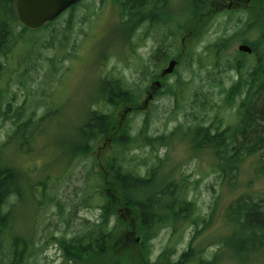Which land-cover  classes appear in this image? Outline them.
Returning <instances> with one entry per match:
<instances>
[{
    "label": "rangeland",
    "instance_id": "rangeland-1",
    "mask_svg": "<svg viewBox=\"0 0 264 264\" xmlns=\"http://www.w3.org/2000/svg\"><path fill=\"white\" fill-rule=\"evenodd\" d=\"M228 2L214 0V5H210L206 16L209 23L198 41L193 40L191 32L186 34V31L173 22L170 25L158 21L157 24L154 21L152 25L141 24L130 39L131 42L135 41L133 44L136 43L134 46L137 49L134 56L129 54L128 60L124 59L127 52L117 51L115 56L108 54L100 61L99 49L102 44L106 43L110 51L113 46H118V42H115L117 30L114 28L117 25L115 6L119 5L113 4L112 0H81L71 21L67 20L70 13L66 12L43 30L27 31L24 39L7 54V63L6 59L0 57L4 64V68L0 70V87L5 90L2 111L7 110L10 105L11 112L22 114L19 121L0 115V146L7 140L9 142L0 154L2 164L16 165L23 169L20 171L28 168L29 172L24 176L28 184V176L33 184L44 182L51 193L58 192L59 198L68 201L67 208L74 206L81 199L85 176L91 169L95 154L98 153L103 158L106 154L113 153L116 146L110 148V142L98 139L95 144L92 143L93 149L89 154L92 159L75 157L70 163L67 160L68 155L71 154L73 146L79 143V129L88 107L96 106L95 102L101 91L100 71L102 76L120 78L125 88L132 90L136 86L140 97L135 109L118 106L117 117L123 122L129 121L128 136H138L137 143L143 144L140 148L136 144H130V151L122 153L123 167L139 176L144 175L147 170H153V191L167 184L171 185L172 181L180 183L185 179L184 183L188 182L187 198L194 204V215L198 213L202 217L195 226L183 224V240L177 245V251L169 261L178 260L182 251L192 248L194 256L186 264H207L212 260L215 261L213 264H264V246L246 251L238 257L239 254L234 253L226 242L232 239L231 236L237 230L236 223H228V205L242 194H251L256 200L260 198L261 201L258 202L264 204V171L258 166L259 152L251 156L245 155L235 166L234 176L232 177L230 170L225 176L219 165L223 158L219 157L215 149L205 144H201L203 148H194V144L189 142V134L186 133L188 124L197 122L192 114H197V105L203 97L211 105H222L224 95L219 93L220 88L213 83L218 81L220 85L228 88L239 78L238 71L232 67L236 62L244 63L240 70L243 78L257 62L252 54L238 55L237 50L239 43L261 40L260 33L263 31L260 24L246 28L242 26L246 20L243 9L250 7L251 0H242L240 6L233 9H226ZM168 3L167 9L165 7L164 10L156 11L158 15L164 17L166 12L180 15L179 12L183 9L181 17H189V11L185 9L186 0H168ZM67 24L70 27L66 31ZM171 25L178 28L176 36L169 33L171 30L176 31ZM19 29L20 26L16 31ZM184 34V40L180 42L179 39ZM219 38L225 39L227 43L226 48L220 52L213 47ZM159 43L169 46V57L153 63L149 56ZM262 47L259 46V58L264 50ZM188 51H192L191 56L182 61V54ZM172 58L178 63V60L182 62L177 63L175 70L169 74L168 83H173L180 77L192 84L189 92L180 95L178 107L175 106L173 96L165 92L160 94L162 79L158 72ZM263 58L264 56L262 60ZM155 75H158L156 79L151 80ZM259 79H262L261 76ZM156 81L159 86H152ZM242 94L241 92L239 95ZM192 96L199 98L193 99ZM240 99L239 96L232 105L219 110L216 108L218 111L207 107V121L204 124L218 120L222 129L227 125L241 123L237 113ZM97 107L105 111L114 108L103 104L101 100L97 102ZM48 109L51 114L46 118L44 116ZM146 115L150 121L147 131L144 135H137ZM29 117L32 118V123L25 127L28 130L25 137L29 142L16 145L14 141L16 142L17 136L13 134L16 124L27 121ZM37 122L40 123L39 127L34 125ZM178 125H181L182 131L171 141L164 140V145L158 140H154L152 144L144 143V137L168 135ZM96 168L97 166L95 170ZM35 196L39 197L38 191ZM20 198L16 207H13V223L7 236L16 233L27 239L31 238L34 247L37 240L46 233L47 236L54 233L57 237L64 236L69 239L74 234H79L83 220L94 223L98 219L99 210L93 205L99 199L91 198L89 201L92 206L73 207L75 218L64 231V223L54 219L55 207L47 202L43 207L46 210L43 211L42 208L40 211V223L35 225L37 206L31 194L23 192ZM14 201L15 198L11 196L8 202L3 203L2 213L10 209ZM135 224L137 223L130 224V228ZM33 228H37V231ZM170 233L169 228H162L146 244L149 251L148 263L163 264L165 260H162L161 252L167 245ZM257 241L259 243V239ZM122 244L126 247L128 242L124 240ZM4 263H8V260ZM26 264L68 263L62 260L57 244L52 241L44 251L34 250Z\"/></svg>",
    "mask_w": 264,
    "mask_h": 264
},
{
    "label": "trees",
    "instance_id": "trees-1",
    "mask_svg": "<svg viewBox=\"0 0 264 264\" xmlns=\"http://www.w3.org/2000/svg\"><path fill=\"white\" fill-rule=\"evenodd\" d=\"M80 1L63 12L70 13L68 21L72 20L74 11ZM186 2L187 5L185 6L184 3L183 7L185 6L186 11H189V17L183 19L181 17L184 12L183 9L179 12L180 15L167 12L163 13L164 17L161 14L158 15L156 11L164 10L165 7L167 9L168 0H112L113 4L119 5V7L115 6L117 25L114 28L115 31L117 30L115 42H118V46H113L112 51H110L107 49L106 43L102 44L99 49V53H101L100 61L102 62L108 54L115 56L117 51L127 52L124 58L126 60H128L129 54L134 56L137 46H134L136 43L133 44V42L135 41L131 42L130 39L138 30L137 28L144 23L152 25L155 21L156 24L163 22L167 25L173 22L177 27L179 26L183 31H186V34L191 32L193 40L198 41L199 36L207 29L209 23V18L206 16L211 0H186ZM14 3L15 0H0V57L6 59V63L9 51L17 47L19 42L24 39L26 32L30 30L19 22ZM249 10V13L245 15L246 20L242 24L243 28L260 24L263 31L260 33L261 40L246 41L251 46L252 55L257 62L243 78L240 70L244 67V63L235 61L236 64L232 67L238 71L239 78L228 88L220 85L218 81L213 83V85L220 88L219 93L224 95L222 105L220 107L211 105L210 101L203 97L201 103L197 105V114H192L196 117L197 122L188 124L186 128V133L190 136L189 142L192 145L194 144V148H203L201 144L214 148L219 157L224 159L219 163L220 171L224 172L223 175L225 174L226 176V173L230 170L232 177L234 176L233 172L237 163L243 160L245 155L251 156L257 152H259L258 162H260L258 166H260L262 172L264 171V58L262 60L264 50L261 51L262 56L258 57L259 46H263L262 49H264V0H251ZM61 15L35 30H43L44 27L49 26ZM19 26L20 29L16 31ZM171 26L175 27L176 31L171 30L169 33L176 36L175 33L178 28L174 25ZM69 27L70 25L67 24L65 30L67 31ZM125 35L126 37H124ZM123 38L124 40H122ZM218 40L213 47L220 52L226 48L227 43L225 39L220 40L219 38ZM123 44L124 46H122ZM168 47L163 43H159L156 53L162 52L166 60L169 57ZM191 54L192 51L182 54L183 58L181 57V60L183 61L184 58L191 56ZM238 55L246 56V53L239 52ZM181 60H179V63L182 62ZM3 68L4 64L0 61V70ZM259 76L262 79H259ZM168 77L169 75L162 78L160 94L165 92L173 96L175 106L178 107L180 95H183L186 91L189 92L192 84L187 80H182L180 77H177L173 83H168ZM100 82L101 91L95 102L96 106L91 105L88 107L84 122L79 129V143L73 146V150L68 155L67 160L71 163L75 157L80 159L90 157V151L93 149L92 143L95 144L98 139L110 142V148L116 146L115 150L117 153L114 150L113 153L106 154L103 158L98 153L95 154L94 159L90 157L93 161L91 169L86 173L82 196L80 195L81 199L74 206L71 205L67 208L69 206L67 205L68 201H63L59 198L60 194L58 192L51 193L50 190L46 189L49 187H46L44 182L40 183L38 181L33 184L28 176V184L27 180L24 179V176L29 172L28 168L25 171H20L23 169L16 165L2 164L0 160V264H6L4 263L5 260H8L7 264H26L27 259L31 257V255L24 254L25 246L29 247L32 245L31 238L27 239L25 236L16 233H11L10 237L7 236V231L13 223L12 211L15 203H12V207L8 210V216L2 213L1 204L8 202V199L16 190L20 194L28 190L30 194L31 191L33 192L34 186L41 188L42 194L47 195L50 204L55 207L54 219H59L60 222L64 223V231L70 227L75 218L73 207L92 206L93 204L89 201L91 198L99 199V202L93 205L98 208L99 214L97 221L94 223H89L86 219L83 220L84 223H82L79 234H74L69 239L64 236L57 237L54 233H49L50 236H47L46 233L37 240L35 247L32 245L35 248L31 249L32 255L34 250L42 252L54 241L57 247L63 249L66 253V262H64L69 264H73L76 261L77 264H83L85 259L95 264H110L109 260L112 256L117 259V264H149V251L146 244L162 228H169L171 231L169 240L167 246L161 252V258L165 260L164 263L186 264L187 261L193 258L192 248H189V250L180 253L178 260L169 261L170 257L176 253L177 245L183 240V224L195 226L202 219L198 213L194 215V204L187 198L188 182L186 185L184 183L185 179L180 183L172 181L170 182L171 185L167 184L153 191L152 183H154L155 177L153 170H147L144 175L139 176L123 167L122 153L130 151V144L138 145L139 147L137 148H140L143 144L137 143L138 136H128L130 123L128 120H125V122L119 120L116 109L118 106L135 109L140 97L138 95L140 91L137 93L136 86L132 90L125 88L120 78L102 76L101 71ZM241 92L243 94L239 95ZM4 93L5 90L0 87V115L15 118V121H19L22 114L20 112H11L10 105H8L7 110L3 109L2 111ZM239 96L241 99L237 106V113L240 115L241 123L227 125L222 129L218 120L204 124L207 121V107L215 110L218 108L219 110L222 107L232 105ZM198 98L193 97V99ZM99 100L103 104L111 105L114 108L105 111V109L97 107ZM50 112L51 110L48 109L44 117L47 118L51 114ZM149 122V116L146 115L141 122L137 135H144ZM31 123L32 118L29 117L27 121L16 124V128L13 131V134L17 136L16 142L14 141L16 145L29 142L25 137L26 131H28L25 127L31 125ZM38 124L40 125L38 122L34 125L39 127ZM181 129V125H178L168 135L143 136L146 139L144 143L152 144L154 140H158L160 144L164 145V140L171 141L182 131ZM8 143L7 140L0 146V154ZM95 166H97L96 170ZM257 199L261 201L260 198ZM258 200L251 194H242L237 196L227 207L226 217H228V223H236L237 230L231 236L232 239L226 242L234 253L239 254L238 257L246 251L264 246V204L258 202ZM39 207L40 204L37 207V211ZM39 220L40 217L38 216V223H40ZM38 223H35V225ZM126 223L137 224L130 228L129 224L127 225ZM129 228L132 229L134 238H139L138 243H135L132 237L130 239L129 236L127 237L128 239L124 238V236L130 234V232L129 234L124 232L125 229ZM33 230L36 232L37 228H33ZM41 239H44V242L40 243ZM124 240L128 242L126 247H123L122 244ZM20 248L22 249L21 251L19 250ZM94 256L96 258L91 259ZM69 260H71V263L68 262ZM214 262V260L208 261L207 264H213Z\"/></svg>",
    "mask_w": 264,
    "mask_h": 264
},
{
    "label": "water",
    "instance_id": "water-1",
    "mask_svg": "<svg viewBox=\"0 0 264 264\" xmlns=\"http://www.w3.org/2000/svg\"><path fill=\"white\" fill-rule=\"evenodd\" d=\"M79 0H16L15 9L18 20L25 27L37 29L45 23L54 20L63 11L77 3ZM240 52L251 53V47L246 43L237 45ZM177 64L176 59H171L167 66L161 71L160 76L164 77L173 72ZM153 85H158L156 81Z\"/></svg>",
    "mask_w": 264,
    "mask_h": 264
},
{
    "label": "flooded vegetation",
    "instance_id": "flooded-vegetation-1",
    "mask_svg": "<svg viewBox=\"0 0 264 264\" xmlns=\"http://www.w3.org/2000/svg\"><path fill=\"white\" fill-rule=\"evenodd\" d=\"M229 2H228V4H227V8L226 9H233L234 7H236V6H240V3H241V1L242 0H228ZM246 1H248L249 2V0H245V2ZM214 5V0H211V3H210V5ZM222 5V4H221ZM221 7V6H220ZM245 7H247L246 6V4H245ZM238 8H240V7H238ZM250 9V7H247V8H245V9H243V11H244V13L247 15L248 13H249V10ZM184 39H182V37H180V39H179V41L180 42H182ZM164 47V46H163ZM156 48H157V45L154 47V49L152 50L153 51V53H151V55L149 56V58H150V60H152V62L153 63H156L157 61H159V60H164V54L162 53V52H159V53H156ZM179 54H180V52H179ZM252 54V53H251ZM162 70V69H161ZM161 70L158 72V75H159V73L161 72ZM158 75H155L154 77L152 76V79L151 80H153V79H156V77L158 76ZM153 82V81H152ZM149 87H151V85H149ZM149 87H148V89H149ZM40 183H43V182H40ZM36 191H38L39 192V197H37V196H35V192ZM25 194H29V192H28V190L25 192ZM31 196H32V198H33V201L35 202V204H36V206L38 207V205L40 204V207H39V209H38V211H37V213H36V216H35V223H38V216L40 215V213H38L39 211H41V209L44 207V205H46V203L48 202V203H50L49 202V199H48V197H47V195H43L42 194V190H41V188H36V190H33V192L31 191ZM12 197H14L15 198V201H14V203L17 205V203L21 200V196H22V194H20L19 192H18V190H16L15 192H14V194L13 195H11ZM39 202V203H38ZM5 203V202H4ZM3 204V203H2ZM1 204V205H2ZM14 204V206L16 207V205ZM8 210L9 209H7V210H5L4 212H3V214H7V216L9 215V213H8ZM44 210H46V207L45 208H43V211ZM127 225L129 224H134V223H126ZM35 231V230H34ZM124 232H130V234L129 235H126V236H124V238L125 239H128L127 237L129 236V239L132 237V239L135 241V243H138L139 242V238H134V234H133V232H132V230H128V229H125L124 230ZM128 234V233H127ZM126 242H127V240H126ZM32 248H34L32 245H30L29 247L26 245L25 246V248H24V254L26 255H31L32 256ZM20 251L22 250L21 248L19 249ZM61 250V258H62V260L63 261H65V256H66V253L63 251V249H60ZM44 251V250H43ZM66 251V250H65ZM21 256H22V254H21ZM23 257V256H22ZM96 258V256H94V257H91V259H95ZM83 261V260H82ZM87 259H85V261H84V263L83 264H95L94 262H91V261H88V263H87ZM66 262V261H65ZM68 262H70L71 263V260H69ZM109 262H110V264H117V259H115L113 256L112 257H110V260H109ZM79 263V262H78ZM7 264V263H6ZM69 264V263H68ZM73 264H77V261L76 262H74ZM152 264H155V263H152ZM163 264H164V261H163ZM166 264V263H165Z\"/></svg>",
    "mask_w": 264,
    "mask_h": 264
},
{
    "label": "bare ground",
    "instance_id": "bare-ground-1",
    "mask_svg": "<svg viewBox=\"0 0 264 264\" xmlns=\"http://www.w3.org/2000/svg\"><path fill=\"white\" fill-rule=\"evenodd\" d=\"M175 58H176V57H175ZM175 58H174V59H175ZM176 59H178V58H176ZM178 61H179V60H178ZM177 63H178V62H177ZM176 65H177V64H176ZM164 68H165V67H164Z\"/></svg>",
    "mask_w": 264,
    "mask_h": 264
}]
</instances>
